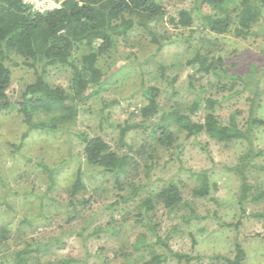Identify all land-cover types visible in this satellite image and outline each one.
Segmentation results:
<instances>
[{
	"label": "rangeland",
	"instance_id": "1",
	"mask_svg": "<svg viewBox=\"0 0 264 264\" xmlns=\"http://www.w3.org/2000/svg\"><path fill=\"white\" fill-rule=\"evenodd\" d=\"M156 1L167 10L159 33L169 42L158 53L157 47L139 33L129 43L120 41L116 52L101 56L97 66L106 76L105 86L97 97L82 106L74 125L59 127L55 133L29 131L19 106L0 113V264H20L18 257L30 245L34 252L21 264H124L129 255L142 264L154 253L167 254L157 237L174 251L204 256L192 264H218L212 258L216 254L232 257L237 241L247 251L246 264H264V219L253 217L264 212V200L247 203L239 229L221 224H236L240 220L241 182L232 168L246 149L245 143L222 144L206 135L186 138L184 132L173 126L177 138L173 147L153 144L143 150L141 146L149 141V132L139 129L129 133L126 140L130 147L121 146L118 129L129 122L144 124L151 130L159 122L160 115L150 120L141 116V109L147 104L143 91L148 86L160 89L162 111L178 106L181 114L195 122H205L207 98L222 102L216 114L224 123L234 116L245 128L251 109L264 120V26L258 37L248 40L234 34H211L200 28L195 0ZM52 3L59 8L60 3L51 0ZM182 10L192 11V27L178 24ZM202 12L213 14L207 6ZM197 51L209 61L222 60L228 73L247 82L233 87L220 76L200 72L198 65L190 64ZM89 52L85 45H78L72 59L80 65ZM23 61L12 56L9 65L12 85L8 95L15 102L35 81L33 70ZM160 64L166 69L165 76ZM72 72L70 67H50L45 79L51 86L71 93ZM196 101L202 105L193 112L191 107ZM47 117L37 119L49 122ZM82 133L101 136L113 149L133 157L138 164L133 177L120 186L114 177L103 176L84 162L80 164L84 160V145L79 138ZM254 141L257 148L264 147V130L256 131ZM41 161L60 167L53 189L49 188L48 176L36 166ZM153 163L147 177L146 167ZM258 164L264 165V157ZM80 165L86 189L75 199L77 210L70 220V188ZM199 172H207L210 197L197 198L193 193L199 185L193 173ZM257 177L253 175L252 183L264 190V180ZM170 180L179 185L184 200L174 211L166 209L156 198ZM132 183L142 185L143 189L130 199ZM147 199H153L156 206L149 213ZM190 206L200 219L187 223L183 217L190 214ZM140 240L147 245L143 246ZM165 264L179 263L170 257Z\"/></svg>",
	"mask_w": 264,
	"mask_h": 264
},
{
	"label": "trees",
	"instance_id": "2",
	"mask_svg": "<svg viewBox=\"0 0 264 264\" xmlns=\"http://www.w3.org/2000/svg\"><path fill=\"white\" fill-rule=\"evenodd\" d=\"M54 1L60 3L59 8L41 13L34 11L22 0H0V113L14 110L19 106V112L23 115L29 131L55 133L59 127L74 125L82 111V106L97 97L105 86L106 76L97 66L99 58L116 52L120 41L129 43L134 35L140 33L157 47L158 53L169 42V39L159 33V25L165 19L167 10L156 0ZM206 6L213 11V14L202 12ZM194 10L200 18V28L211 34H234L238 39L248 40L258 37L261 34V27L264 26V0H195ZM193 23L192 11L182 10L178 24L190 28ZM78 45H85L90 51L83 56L80 65L72 59L73 51ZM12 56L23 58V64L32 69L35 75L34 83L27 86L22 99L18 102L8 95L12 85V71L9 67ZM190 64L198 65V70L206 75L220 76L219 78L226 80L233 87L247 82L236 74L228 73V70L222 67V60L209 61L199 51ZM50 67L72 69L71 93H67L61 87H53L46 81L45 76ZM159 68L165 76V67L160 64ZM160 93V89L156 86L144 88L143 95L147 104L141 109L142 118L150 120L160 115L159 122L154 124L151 130L144 124L128 122L119 125L121 146L132 147L126 140L129 133L143 129L149 132V141L141 146L143 150L153 144L169 149L177 141L172 131L173 126L184 132L186 138L206 135L222 144L245 143L246 149L232 168L241 182L238 200L240 220L236 224L221 223L224 227L239 229L243 225L247 203L264 200V190L259 189L257 184L251 181L254 174L259 176L258 179L264 180V165L258 164V160L264 157V147L257 148L254 141L256 131L264 130V120L257 118L254 110L251 109L245 128L239 125L234 116L228 123H224L216 114L217 107L222 102L207 98L204 102L208 111L205 122H195L189 116L181 114L178 106L162 111L159 103ZM256 97L258 94L251 99L252 102L257 99ZM201 105L196 101L191 110L196 112ZM42 115L48 116L50 121L38 120L37 117ZM79 138L84 145V160L80 164L84 162L103 176L114 177L120 186L124 180L133 177L138 164L128 153H120L113 149L101 136L91 137L82 133L79 134ZM153 155H150L151 160L154 159ZM153 165L154 163L146 167L147 177L150 176ZM36 166L48 176L51 183L49 188L53 189L60 174V167H51L44 161L37 163ZM193 176L199 180V185L193 191L195 197H210L211 186L207 172L193 173ZM131 186L129 198L133 199L138 196L143 186L134 183ZM70 189L73 210L69 219L73 220L77 210L75 199L86 189L82 165L79 166ZM156 198L157 202L170 211L176 210L184 203L182 191L174 180L168 181ZM145 206L146 213L156 208L153 199H147ZM189 209L190 214L183 217L185 222L200 219L191 206ZM253 217L264 219V212L256 213ZM153 230L155 232L154 228ZM157 238V242L167 249V254L154 253L142 264H165L170 257L179 264H192L204 257L174 251L161 237ZM140 243L143 246L147 245L144 240H140ZM136 248L140 246L137 245ZM37 250L38 253L41 252L40 249ZM22 252L23 255L21 253L17 260L20 264L28 255L31 256L34 249L30 245ZM212 258L217 260L218 264H246L248 255L243 245L237 241L232 257L216 254ZM70 262L65 261L63 264ZM124 264H137V262L129 255Z\"/></svg>",
	"mask_w": 264,
	"mask_h": 264
},
{
	"label": "built area",
	"instance_id": "3",
	"mask_svg": "<svg viewBox=\"0 0 264 264\" xmlns=\"http://www.w3.org/2000/svg\"><path fill=\"white\" fill-rule=\"evenodd\" d=\"M24 4L29 5L33 8L34 11L45 12L48 10H53L55 3L51 4V0H22ZM45 4H49V6H45ZM56 6V5H55Z\"/></svg>",
	"mask_w": 264,
	"mask_h": 264
}]
</instances>
